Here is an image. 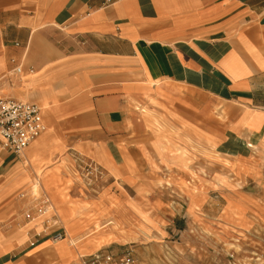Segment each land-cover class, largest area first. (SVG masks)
<instances>
[{
  "label": "rangeland",
  "instance_id": "rangeland-1",
  "mask_svg": "<svg viewBox=\"0 0 264 264\" xmlns=\"http://www.w3.org/2000/svg\"><path fill=\"white\" fill-rule=\"evenodd\" d=\"M16 41L21 54L28 39ZM196 87L125 93L103 106L124 116H90L97 130L53 123L42 109L39 144L4 150L0 258L25 250L32 264H75L103 250L118 263L129 252L135 264H264V142L241 132L220 83ZM42 196L66 236L28 251L26 231L38 223L21 226V216Z\"/></svg>",
  "mask_w": 264,
  "mask_h": 264
},
{
  "label": "crops",
  "instance_id": "crops-1",
  "mask_svg": "<svg viewBox=\"0 0 264 264\" xmlns=\"http://www.w3.org/2000/svg\"><path fill=\"white\" fill-rule=\"evenodd\" d=\"M106 1L0 0V96L38 103L53 123L97 130L90 116H124L103 106L123 104L125 93L140 97L157 82L220 83L240 108L241 132L264 142V0ZM18 37L28 39L20 80L7 77L23 55ZM24 251L0 264H32Z\"/></svg>",
  "mask_w": 264,
  "mask_h": 264
},
{
  "label": "built area",
  "instance_id": "built-area-1",
  "mask_svg": "<svg viewBox=\"0 0 264 264\" xmlns=\"http://www.w3.org/2000/svg\"><path fill=\"white\" fill-rule=\"evenodd\" d=\"M120 0H107L106 4H112ZM15 48H21L19 42H14ZM23 55L20 61L11 60L12 68L10 76L20 80L24 69L22 60L25 58L26 47L22 48ZM47 129L42 108L38 103L13 97L0 96V144L4 150L20 155ZM92 165V164H90ZM36 203L23 210L21 226H35L26 231L28 247L34 248L49 240L56 243L64 240L66 233L58 216L53 211V205L48 196L36 199ZM75 264H135V260L129 252L125 253L117 262L114 254L97 250L92 254L77 257Z\"/></svg>",
  "mask_w": 264,
  "mask_h": 264
},
{
  "label": "bare ground",
  "instance_id": "bare-ground-1",
  "mask_svg": "<svg viewBox=\"0 0 264 264\" xmlns=\"http://www.w3.org/2000/svg\"><path fill=\"white\" fill-rule=\"evenodd\" d=\"M42 107H43V106H42ZM42 107H41V108H42ZM42 109H45V108H42ZM45 110H46V109H45ZM44 113H45V112H44ZM52 129H53V128H51L50 131H51ZM41 135H42V134H41ZM41 135H40V136H41ZM40 136H39V137H40ZM39 137H38V138H39ZM38 138H37V139H38ZM37 139H36L33 143L36 142V144L38 145V144H39V141H37ZM43 142H45V140H44ZM43 142H42V143H43ZM33 143H31V144L29 145V147H30ZM29 147H28V148H29ZM25 150H26V149H25ZM25 150H24V152H25ZM24 152H23V153H24ZM23 153H22V154H23ZM18 165H19V164H18ZM33 188H34V187H33ZM64 213H65V212H64ZM70 216H71V215H70ZM68 217H69V216H68ZM64 218H65V217H64ZM66 218H67V217H66Z\"/></svg>",
  "mask_w": 264,
  "mask_h": 264
}]
</instances>
